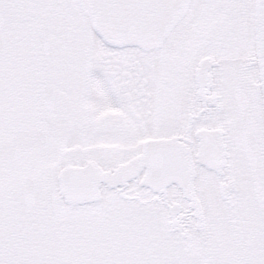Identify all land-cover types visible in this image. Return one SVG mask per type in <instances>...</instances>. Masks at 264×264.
Instances as JSON below:
<instances>
[{"label": "snow or ice", "instance_id": "obj_1", "mask_svg": "<svg viewBox=\"0 0 264 264\" xmlns=\"http://www.w3.org/2000/svg\"><path fill=\"white\" fill-rule=\"evenodd\" d=\"M0 264H264V0H0Z\"/></svg>", "mask_w": 264, "mask_h": 264}]
</instances>
